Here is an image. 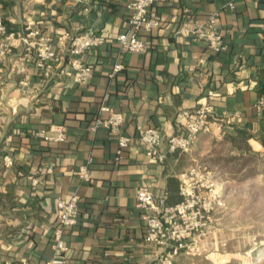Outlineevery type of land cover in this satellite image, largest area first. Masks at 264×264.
<instances>
[{
  "label": "crops",
  "instance_id": "crops-1",
  "mask_svg": "<svg viewBox=\"0 0 264 264\" xmlns=\"http://www.w3.org/2000/svg\"><path fill=\"white\" fill-rule=\"evenodd\" d=\"M128 2L0 0V19L16 35L12 53L0 55V117L6 120L0 126V264H44L51 258L56 199L73 193L79 215L63 229L69 245L64 264L152 260L159 247L146 239L139 186H149L156 198L179 190L196 147L211 146L204 139L218 132H202L188 150H168L159 160L146 154L141 131L180 130L179 110L212 94L217 113L239 111L223 134L235 127L256 136L264 132V108L260 113L253 108L264 95V0H158L149 14L159 25L142 32L146 49L132 52L108 41L84 51L81 59L93 68L84 83L58 71L47 74L36 64V51L17 35L39 27L56 42L63 33L86 30L113 39L129 27ZM215 9L228 43L216 53L191 31ZM118 62L123 67L112 75ZM103 103L126 116L121 130L133 139L121 154L105 125L93 128ZM60 124L67 129L63 141L34 134L36 128ZM256 136L250 138L260 142ZM5 154L12 156L11 165L4 163ZM83 164L90 168L87 181L77 173Z\"/></svg>",
  "mask_w": 264,
  "mask_h": 264
},
{
  "label": "built area",
  "instance_id": "built-area-1",
  "mask_svg": "<svg viewBox=\"0 0 264 264\" xmlns=\"http://www.w3.org/2000/svg\"><path fill=\"white\" fill-rule=\"evenodd\" d=\"M158 0H129V27L121 31L113 39L121 47L128 50L143 51L147 47L146 40L142 37L143 31L159 25L156 16L149 14V10ZM232 2L228 3L232 7ZM219 10L208 13L202 20L195 22L191 31L195 39H203L212 52L225 50L228 46L224 35L216 20ZM0 55L6 56L12 53L15 32L9 31L6 24L0 19ZM20 39L32 50L36 51V64L45 69L47 74L58 71L60 74L72 76L73 80L84 83L92 75L93 68L81 59L84 51L101 46L110 38L93 30L71 34L69 32L58 36V41L52 34H47L39 27L21 31L17 34ZM123 65H114L112 75L119 71ZM1 72V69H0ZM253 108L260 113L264 108V95H259L253 102ZM105 112V114H103ZM180 130L162 133L156 126L145 127L140 134L146 154L152 159H163L168 150H188L199 133L217 132L223 130L224 125L232 123L233 117L239 114L217 113L214 109V95L208 94V98L195 106H184L179 110ZM126 116L122 111H117L109 104L103 103L96 115L93 128L105 125L116 135L117 150L121 154L123 148L130 144L132 137L121 130ZM2 127L5 118H1ZM66 126L55 125L52 128H36L34 134L48 141H63L66 139ZM164 144V147L162 145ZM4 163L11 165L13 158L10 154L3 156ZM201 167L197 164L188 166L182 173L179 193L181 200L167 204L163 197L156 198L152 189L147 185L139 186L136 192L137 205L144 210L146 219V239L156 246L158 252L152 260L142 261L140 264H176L177 256L184 253L201 254L205 251L203 238L209 231L206 227L215 210L224 204L219 189L213 180L199 182L203 176ZM83 180L91 178L90 168L83 164L77 170ZM206 186L207 192H201L200 187ZM209 197V200L206 198ZM78 195L73 193L70 197L59 196L56 199V218L58 225L53 231V256L44 264H64L67 262L69 245L63 236V229L78 221L79 202Z\"/></svg>",
  "mask_w": 264,
  "mask_h": 264
},
{
  "label": "rangeland",
  "instance_id": "rangeland-1",
  "mask_svg": "<svg viewBox=\"0 0 264 264\" xmlns=\"http://www.w3.org/2000/svg\"><path fill=\"white\" fill-rule=\"evenodd\" d=\"M263 137L264 132L256 136L260 142L238 135L230 138L221 131L206 136L204 140L211 146L196 147L198 151L188 166L201 167L203 176L197 183L213 180L224 204L207 224L205 251L194 255L182 253L176 264H264ZM200 191L207 192L208 188L203 185ZM215 240L224 242L215 247Z\"/></svg>",
  "mask_w": 264,
  "mask_h": 264
},
{
  "label": "trees",
  "instance_id": "trees-1",
  "mask_svg": "<svg viewBox=\"0 0 264 264\" xmlns=\"http://www.w3.org/2000/svg\"><path fill=\"white\" fill-rule=\"evenodd\" d=\"M109 41L115 42L117 45H120L119 43H117L114 39H110ZM219 52V51H218ZM110 131V130H109ZM111 132V131H110ZM112 133V132H111ZM114 134V133H113ZM224 134L226 137H230L233 138L235 135H238L240 137H242L243 139L247 140L248 138L252 137V136H256L255 133L250 132L246 127L241 128V127H235V129L233 131L230 130H226L224 131ZM115 135V134H114ZM116 137V135H115ZM262 143H264V137L261 140ZM172 188L174 189L173 185L169 186V189L172 190ZM173 191V190H172ZM165 195L164 196V200L165 203L170 204V203H175L176 201H178L181 198L180 193L178 192L179 190L177 189V191L172 192ZM170 195H173V197L171 198Z\"/></svg>",
  "mask_w": 264,
  "mask_h": 264
}]
</instances>
